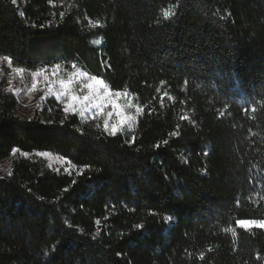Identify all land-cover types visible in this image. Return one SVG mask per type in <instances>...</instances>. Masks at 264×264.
I'll list each match as a JSON object with an SVG mask.
<instances>
[{
    "label": "trees",
    "instance_id": "trees-1",
    "mask_svg": "<svg viewBox=\"0 0 264 264\" xmlns=\"http://www.w3.org/2000/svg\"><path fill=\"white\" fill-rule=\"evenodd\" d=\"M8 58L141 113L117 134L55 99L21 118L0 83V264H264V227L239 226L264 223V0H0Z\"/></svg>",
    "mask_w": 264,
    "mask_h": 264
},
{
    "label": "rangeland",
    "instance_id": "rangeland-1",
    "mask_svg": "<svg viewBox=\"0 0 264 264\" xmlns=\"http://www.w3.org/2000/svg\"><path fill=\"white\" fill-rule=\"evenodd\" d=\"M96 82L93 92L83 88V84ZM0 83L6 84L8 91L13 93L19 101L17 115L21 118H32L36 111L42 110L46 101L55 99L64 109V104L69 99L64 92L76 95H92L93 99L86 104L83 116L77 113L82 121L95 122L105 132L117 134L130 130L141 113L140 108L135 105L131 97L123 93H113L102 80L92 78L80 69H67L65 66L45 68L36 72H18L7 60H0ZM53 95H50V91ZM56 94H60L56 96ZM115 101L116 103H112ZM65 112V111H64ZM47 153V155H39ZM36 157L47 161L50 167L55 170L69 172L72 167L66 160L52 155L49 152H39ZM67 169V171H65ZM11 163L9 161L0 165V178L10 174ZM240 227H264L260 222H241ZM214 243L223 244L226 248H233L235 244L233 230L224 226L217 237L213 238ZM224 257L218 264H223ZM191 258H177L175 264H191Z\"/></svg>",
    "mask_w": 264,
    "mask_h": 264
},
{
    "label": "snow or ice",
    "instance_id": "snow-or-ice-1",
    "mask_svg": "<svg viewBox=\"0 0 264 264\" xmlns=\"http://www.w3.org/2000/svg\"><path fill=\"white\" fill-rule=\"evenodd\" d=\"M17 0H12L13 4H16ZM49 2L51 3V0H49ZM21 15H23V13H21ZM9 59V63H11L10 58ZM18 72H23V69H17ZM83 88H87L92 90L93 92L95 91L96 88V82L93 81L90 84H83L82 85ZM50 91V95H53V92ZM60 94H56V96H59ZM64 95H68L69 99L67 100V102L64 104V111L65 114L68 113H79L80 116H83V112L86 110V104L88 101L93 99L92 95H76L74 93H68V92H64ZM112 103H116L115 101H113ZM14 152L19 151L18 149H14ZM24 155H27V153H25ZM39 155H47V153H40ZM65 171H67V169H65ZM75 183V181L73 182ZM68 189H65V191H67Z\"/></svg>",
    "mask_w": 264,
    "mask_h": 264
}]
</instances>
